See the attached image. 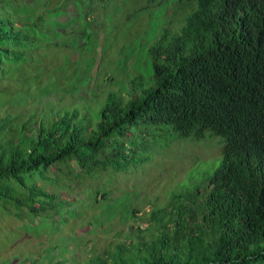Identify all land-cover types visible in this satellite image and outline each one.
<instances>
[{"label":"trees","instance_id":"trees-1","mask_svg":"<svg viewBox=\"0 0 264 264\" xmlns=\"http://www.w3.org/2000/svg\"><path fill=\"white\" fill-rule=\"evenodd\" d=\"M194 2L180 31L167 30L149 48L153 84H137L140 91L128 100L110 96L95 124L85 125L55 106L40 120L28 119L9 98L8 85L22 78L43 44V10L56 0H0L4 210L10 212L9 203L34 216L39 205L46 210L44 199L54 195L35 177L64 160L85 174L122 170L144 154L140 138L153 126L177 135L169 144L200 142L209 133L225 143L221 164L203 187L174 193L168 207L146 214L147 229H132L86 264H264V0Z\"/></svg>","mask_w":264,"mask_h":264},{"label":"rangeland","instance_id":"rangeland-1","mask_svg":"<svg viewBox=\"0 0 264 264\" xmlns=\"http://www.w3.org/2000/svg\"><path fill=\"white\" fill-rule=\"evenodd\" d=\"M194 8V0H56L43 10V44L22 78L8 85L9 98L28 119L40 120L55 106L90 125L110 96L128 100L140 91L137 84H153L149 48L167 30L180 31ZM167 131L153 126L140 138L144 154L122 170L97 168L90 175L64 160L46 177L36 175V184L54 195L44 199L46 210L38 204L37 216L15 203L8 212L0 201V264H86L132 229H147L146 214L168 207L174 193L203 187L219 168L225 143L209 133L200 142L169 144L177 135Z\"/></svg>","mask_w":264,"mask_h":264}]
</instances>
